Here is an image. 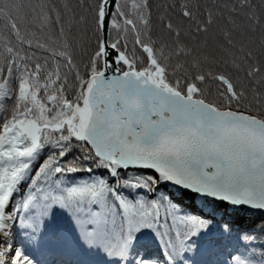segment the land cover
I'll use <instances>...</instances> for the list:
<instances>
[{
  "label": "snow or ice",
  "instance_id": "snow-or-ice-1",
  "mask_svg": "<svg viewBox=\"0 0 264 264\" xmlns=\"http://www.w3.org/2000/svg\"><path fill=\"white\" fill-rule=\"evenodd\" d=\"M69 12L0 6V242L18 227L39 243L59 208L121 264L146 230L177 264L211 221L157 196L160 185L264 211V0H177L155 32L149 0H95L83 71ZM8 251L0 264H35Z\"/></svg>",
  "mask_w": 264,
  "mask_h": 264
},
{
  "label": "trees",
  "instance_id": "trees-1",
  "mask_svg": "<svg viewBox=\"0 0 264 264\" xmlns=\"http://www.w3.org/2000/svg\"><path fill=\"white\" fill-rule=\"evenodd\" d=\"M14 2L15 0H0V6L11 5ZM36 2L37 0H23L26 9L30 4ZM149 2L152 6L155 32L158 30V16L163 11L164 5H170L177 0H149ZM200 2L204 3L205 0H200ZM51 3L62 11L65 5L70 9L65 17V27L73 45L75 61L83 71V66L87 63L88 57L96 45V36L89 15V5L94 4L95 0H51ZM120 3L126 9H131L132 0H120ZM81 16L86 18V22H80ZM31 19V15H28L25 22H30ZM69 23H71L70 29L68 28ZM0 27H2V23H0ZM8 107L11 108L10 102ZM81 178L88 179V173L72 174L67 179L79 180ZM161 194L171 196L184 212L203 216L211 221L210 230L194 238L193 243L196 247L183 256L177 257V264H235L234 257H240L249 264H264V214L259 217L253 215L252 218L246 216L236 221V218L241 214L239 207L230 206L227 208L210 199H202L196 202L187 198L183 193H172L164 185H160L156 191L157 196ZM224 225L229 226L227 230ZM11 236L12 241L3 245V248L7 247L9 250L5 255L6 261L10 260L11 255L16 250H23L27 256L33 259L35 264H40L45 259L51 261V256H54L56 248L60 249L61 256L69 260L70 253L66 250V241L70 242L74 248H80L83 252H93L80 239L70 215L59 208L54 209L52 218L45 221L44 232L39 243L32 242L29 234L18 227L11 229ZM62 236L67 239H63ZM245 236L250 237V239H245ZM43 242L47 246L44 250L46 256H42L40 252V246ZM141 257L158 261L159 264H165L161 252L156 247L155 235L152 231L146 230L139 233L131 248V264H136V261ZM111 258L112 264H119V259L117 261L114 257Z\"/></svg>",
  "mask_w": 264,
  "mask_h": 264
},
{
  "label": "water",
  "instance_id": "water-1",
  "mask_svg": "<svg viewBox=\"0 0 264 264\" xmlns=\"http://www.w3.org/2000/svg\"><path fill=\"white\" fill-rule=\"evenodd\" d=\"M168 186H170V187H171L172 189H174L175 191H179V192L185 194L186 196H189V197L195 198V199H197V200H199V199H207V198L202 197V196H200V195H197V194H194V193L188 192V191H186V190H183V189H181L180 187L175 186V185H173V184H171V183H169ZM216 202H218L220 206L229 205V204L223 203V202H221V201H216ZM230 206H232V205H230ZM239 208L243 209L244 212L249 213V214H252V215H255V216H260V215L264 214V211H262V210H256V209H251V208H247V207H239Z\"/></svg>",
  "mask_w": 264,
  "mask_h": 264
},
{
  "label": "bare ground",
  "instance_id": "bare-ground-1",
  "mask_svg": "<svg viewBox=\"0 0 264 264\" xmlns=\"http://www.w3.org/2000/svg\"><path fill=\"white\" fill-rule=\"evenodd\" d=\"M200 200H202V199H199V200H194V201H196V202H199ZM227 208H230V205H225ZM241 209V208H240ZM241 214H243V215H245L246 214V212H244L243 211V209H241ZM247 216L248 217H251V216H253L252 214H247ZM255 216V215H254ZM256 217H258V216H256ZM244 218V217H243ZM252 218V217H251ZM10 237H11V240H9V239H7V240H5L4 241V243H2V245H4L6 242H10V241H12V236H11V234H10ZM94 249H95V253L98 255V256H106L107 254H104V253H100V252H102L103 250L102 249H100V248H97V247H94ZM97 249H99L98 251H97ZM95 255V254H94ZM97 259V258H96Z\"/></svg>",
  "mask_w": 264,
  "mask_h": 264
},
{
  "label": "rangeland",
  "instance_id": "rangeland-1",
  "mask_svg": "<svg viewBox=\"0 0 264 264\" xmlns=\"http://www.w3.org/2000/svg\"><path fill=\"white\" fill-rule=\"evenodd\" d=\"M247 214H248V213H246L245 215L240 214V215L236 218V221L240 220V219L243 218V217L245 218V217L247 216ZM258 217H259V216H258ZM64 237H65V236H64ZM7 239L11 240L10 235H8L7 238H6L5 240H7ZM66 239H67V238H66ZM5 240H3V242H0V248H3L2 243H4ZM155 243H156V241H155ZM57 249H58V248H57ZM98 250H99V249H97V251H98ZM96 260H97V259H95V262L98 261V260H97V261H96ZM99 260H100V259H99ZM98 262H99V261H98ZM83 264H84V262H83Z\"/></svg>",
  "mask_w": 264,
  "mask_h": 264
}]
</instances>
